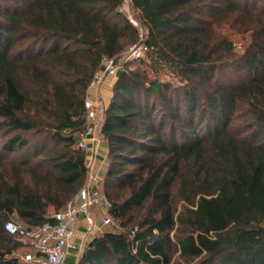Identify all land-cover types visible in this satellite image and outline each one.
<instances>
[{
    "label": "trees",
    "instance_id": "1",
    "mask_svg": "<svg viewBox=\"0 0 264 264\" xmlns=\"http://www.w3.org/2000/svg\"><path fill=\"white\" fill-rule=\"evenodd\" d=\"M125 1L0 0V264H27L6 223H54L86 186L89 89L141 39ZM130 2L151 53L125 64L100 127L124 231L78 264H264V0ZM222 26L251 37L242 54Z\"/></svg>",
    "mask_w": 264,
    "mask_h": 264
},
{
    "label": "built area",
    "instance_id": "2",
    "mask_svg": "<svg viewBox=\"0 0 264 264\" xmlns=\"http://www.w3.org/2000/svg\"><path fill=\"white\" fill-rule=\"evenodd\" d=\"M118 10L126 15L131 24L139 28L134 17V13L136 15H139V13L132 10L130 0H126ZM150 53L151 49L142 42L132 47L128 54H123L119 60L104 59L102 69L96 73L90 89L95 88L108 78H117L126 63L133 60H148ZM106 108L102 103L96 105L94 101L87 97L85 101V127L78 134L76 146L78 149L87 152L90 141H96L97 136L103 138L98 131L99 115L104 114ZM90 166L91 163L87 161L88 170ZM92 181V186H85L78 197L60 212L53 214L54 223H46L41 227L32 229H27L13 222L6 223L5 231L8 234L27 239L33 245L35 252L33 264H65L69 255L77 249L76 233L73 226L81 216L86 217L88 233L97 228L98 222L101 223V226L109 229L117 226L109 213L112 205L99 188L100 182L95 178ZM94 210L97 212V221L91 217Z\"/></svg>",
    "mask_w": 264,
    "mask_h": 264
},
{
    "label": "crops",
    "instance_id": "3",
    "mask_svg": "<svg viewBox=\"0 0 264 264\" xmlns=\"http://www.w3.org/2000/svg\"><path fill=\"white\" fill-rule=\"evenodd\" d=\"M115 81L112 78L106 79L103 83L99 84L95 88H91L88 92V98L94 101L97 97L98 92L105 93L104 100L102 102L103 105L107 106L111 101L113 96V86ZM96 103V102H95ZM101 115V116H100ZM99 115V120L103 119V114ZM109 145L104 140V138H99L97 136L96 141H90L88 144V151H87V161L91 163L87 185L92 186L93 181L92 179L95 178L101 184L104 176L106 175L109 167ZM99 184V185H100ZM96 210L93 211L91 217L96 219ZM88 224L85 216H81L73 226V230L76 233V244L77 249L73 251L68 259L66 260L65 264H78L79 259L81 258L83 252L85 251L86 247L98 236L112 232L109 231L108 228L101 226V223L98 222L97 228L88 233ZM32 257L35 255V252L31 253ZM19 258V256H17Z\"/></svg>",
    "mask_w": 264,
    "mask_h": 264
},
{
    "label": "rangeland",
    "instance_id": "4",
    "mask_svg": "<svg viewBox=\"0 0 264 264\" xmlns=\"http://www.w3.org/2000/svg\"><path fill=\"white\" fill-rule=\"evenodd\" d=\"M134 17H135V21L136 23L138 24L139 26V30L141 32V39L140 41L138 42L141 43L145 40V36H146V32L144 31L143 27H142V22L140 20V17L139 15H136L134 13ZM217 33L226 38L229 42L233 43L234 46L236 47V52L242 54L246 47L251 43V37L249 35H242V34H239L237 31L233 30L232 28H230L229 26H222L221 28L217 29ZM135 46V45H134ZM133 45L130 46L126 52L124 54H128L131 50L132 47H134ZM141 63L138 62V61H134L132 63H130L131 67L132 68H138L139 66L144 68L145 66L142 64L140 65ZM118 78V77H117ZM117 78H114L113 81H117ZM161 79L162 80H169L170 79V76L163 72L161 74ZM90 91V90H89ZM105 93H101L100 91L98 92L97 94V97L96 99L94 100V102H96L95 104L96 105H99L103 102L104 100V97H105ZM110 103V102H109ZM109 104L106 106L108 107ZM104 115V114H103ZM101 116V115H100ZM103 120V119H102ZM102 120L99 122V126H98V131L100 132V127H101V123H102ZM86 186H87V183H86ZM99 188L100 190L103 191V186H102V182L101 184L99 185ZM116 222V221H115ZM117 226L114 227L113 229H109V231H112L114 233H120V232H123L124 230L121 228L120 224L117 223ZM22 225V224H21ZM18 244L19 246L21 247L19 250L16 251L15 255L16 256H19L20 260L22 262H25L27 264H33L34 261H33V257L31 255V253L34 252V247L33 245L31 244V242L27 239H21V238H18ZM178 256L179 254H175L173 256V260H172V264H185L184 262H180L178 260Z\"/></svg>",
    "mask_w": 264,
    "mask_h": 264
}]
</instances>
